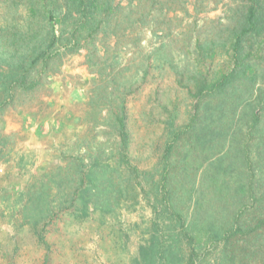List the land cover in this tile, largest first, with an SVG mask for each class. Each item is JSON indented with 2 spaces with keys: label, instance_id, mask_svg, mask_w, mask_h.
I'll return each instance as SVG.
<instances>
[{
  "label": "trees",
  "instance_id": "1",
  "mask_svg": "<svg viewBox=\"0 0 264 264\" xmlns=\"http://www.w3.org/2000/svg\"><path fill=\"white\" fill-rule=\"evenodd\" d=\"M2 1L0 113L18 94L35 91L67 55L86 49L90 69L97 71L98 66L102 69V49L111 56L112 67H120L118 47L123 44L127 50L130 44L118 32L126 25L133 29L134 16L139 14L142 22L146 17L131 8L133 0L126 6L115 0ZM226 14L228 25L221 33L228 36L227 69L213 78L209 72L195 73L188 88L192 102L187 121L178 124L174 110L164 122L166 139L156 164L159 178L143 180L151 188L147 199L154 200V212L160 203L167 220H159L158 212L133 264H200L201 250L214 245L223 246L221 264H253L255 253L264 264V0H233ZM214 44H207L210 57ZM146 66L148 70L149 62ZM132 84L128 78L118 94L101 86L94 89L95 105L101 99L117 102L102 121V108L90 112L96 124L107 128L103 141L76 132L42 176L33 172L6 188L0 209L12 222L19 218L28 223L38 244H47L48 226L60 217L82 220L95 213L113 214L124 197L138 202L140 191L145 193L138 180L142 172L131 162L126 102ZM27 158L8 148L7 136L0 134V159L13 160L15 169L28 171L35 162ZM196 166L202 172L194 195L191 172L194 175ZM187 200L193 202L191 214L182 207ZM249 235L247 261L236 262L229 244L244 246Z\"/></svg>",
  "mask_w": 264,
  "mask_h": 264
},
{
  "label": "rangeland",
  "instance_id": "2",
  "mask_svg": "<svg viewBox=\"0 0 264 264\" xmlns=\"http://www.w3.org/2000/svg\"><path fill=\"white\" fill-rule=\"evenodd\" d=\"M115 1L126 6L130 0ZM4 4L0 0V16ZM230 6L233 0H133L131 8L144 11L146 17L142 22L138 21L139 14L134 16L137 24L133 29L128 30L130 26L126 25L118 32L123 42L130 44L127 50L123 44L118 47L123 65L113 68L111 56L101 49L98 62L102 69L98 66L97 71L92 70L87 50L83 49L65 56L56 70L50 68V75L35 91L18 94L13 103L4 107L0 134L7 136L8 148L24 153L35 164L26 171L22 167L15 169L13 160L0 159V204L11 181L25 180L33 172L42 176L48 162L67 142H72L76 132L81 137L103 141L107 128L96 124L90 112L93 107L102 108V121L106 110L116 107L117 102L111 105L109 100L101 99L95 105L94 89L101 86L118 94L122 83L131 78L133 88L126 102L131 162L142 172L138 180L146 191H140L138 202L124 197L113 214L95 213L82 220L60 217L48 226L45 245L38 244L28 223L23 224L19 218L12 222L0 209V264H133L139 247L147 243L158 212L162 213L159 220H167L168 212L163 213L160 203L158 212H154V200L147 199L151 188L143 180L159 178L156 164L166 139L164 122L174 110L178 124L187 121L192 102L188 88L193 86L191 78L195 73L209 72L213 78L216 72L227 69L230 48L225 43L227 34L221 31L228 25L226 11ZM210 42H215L212 57L206 50ZM151 53L155 55L148 61ZM142 61L149 62L148 70V62L142 65ZM63 121L67 125L61 127ZM196 167L194 175L191 172L194 195L202 172ZM182 207L191 214L193 202L187 200ZM247 237L244 246L229 244L230 256L236 262L247 261L245 255L250 254L252 245L250 235ZM222 248H203L200 264H221ZM184 251L187 252L185 248ZM261 258L253 254V264H262Z\"/></svg>",
  "mask_w": 264,
  "mask_h": 264
}]
</instances>
